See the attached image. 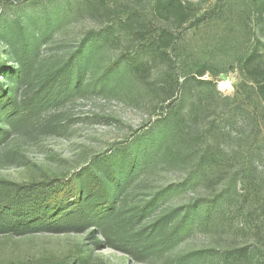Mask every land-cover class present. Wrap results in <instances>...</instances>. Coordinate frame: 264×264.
Returning a JSON list of instances; mask_svg holds the SVG:
<instances>
[{"label": "rangeland", "instance_id": "1", "mask_svg": "<svg viewBox=\"0 0 264 264\" xmlns=\"http://www.w3.org/2000/svg\"><path fill=\"white\" fill-rule=\"evenodd\" d=\"M151 1L0 0V29L5 25L13 37L27 38L33 75L45 73L89 36L107 29L110 37L97 46L87 69L91 79L124 51L134 49L129 30L118 26L117 17L141 10L160 24L153 18ZM181 1L190 20L183 26H176L173 19L164 22L176 37L169 52L173 74L182 83L173 98L161 101L152 88L162 64L151 62L142 76L122 70L111 86L82 90L62 103L35 110L2 133L0 181H62L92 161L145 145L150 149L120 199L131 210L170 187L143 219L146 222L172 208L208 200L229 183V177L221 185L206 175L190 178L203 142L252 145L253 159L264 167V114L259 106L248 109L256 95L250 87L244 91L239 72L241 61L262 38L264 6L255 0ZM3 39L0 55L8 49ZM236 93V99H226ZM174 112L176 123L164 119ZM237 206L232 198L219 210L223 222L193 226L167 248L139 256L113 247L118 237L109 228L105 235L95 228L0 233V264H264V230L253 222L243 225L245 218ZM239 248H245L240 259L232 252Z\"/></svg>", "mask_w": 264, "mask_h": 264}, {"label": "trees", "instance_id": "2", "mask_svg": "<svg viewBox=\"0 0 264 264\" xmlns=\"http://www.w3.org/2000/svg\"><path fill=\"white\" fill-rule=\"evenodd\" d=\"M151 3L155 13L153 18L160 24L155 25L141 10L117 17L118 26L129 30L134 49L124 51L119 60L107 64L99 76L91 79L87 78V69L97 46L110 37L107 29L89 36L86 42L45 73L33 75L34 57L27 38L13 37L2 25L0 38H4L8 49L0 55V138L11 124L35 110L62 103L82 90L111 86L117 82L122 70L136 77L142 76L151 68V62L162 64L160 79L151 84L152 88L161 94V101L173 98L182 83L173 74L169 52L176 44V37L164 22L173 19L176 26H183L190 20L191 13L181 0H152ZM255 3L264 6V0H255ZM260 26L264 40V21ZM261 39L241 61L239 72L244 91L245 87H250L256 95V101L248 105V109L252 111L259 106L264 114V49L261 51L258 47ZM236 97L237 93L226 99ZM164 119L176 123L177 113L168 114ZM202 144L203 148L197 149L198 157L190 178L206 175L221 185L229 177V183L222 184L226 189L221 186L217 195L195 203L193 207H175L155 219L143 221L158 204L159 196L168 192L170 187H167L135 209L126 210L121 194L149 148L137 145L118 152L116 157L113 154L104 161H92L66 180L44 179L26 184L1 180L0 233L83 232L95 228L105 235L104 230L109 228L115 230L118 237V243H112L113 247L131 255H147L157 247L167 248L193 226L223 222L219 210L232 198L238 205V214H243L246 219L243 225L253 222L264 230V167L253 159V146ZM260 156L263 157L262 151ZM244 250L239 248L232 252L240 259Z\"/></svg>", "mask_w": 264, "mask_h": 264}, {"label": "water", "instance_id": "3", "mask_svg": "<svg viewBox=\"0 0 264 264\" xmlns=\"http://www.w3.org/2000/svg\"><path fill=\"white\" fill-rule=\"evenodd\" d=\"M223 78H224V76H223Z\"/></svg>", "mask_w": 264, "mask_h": 264}]
</instances>
